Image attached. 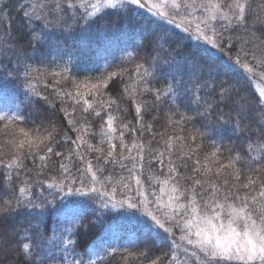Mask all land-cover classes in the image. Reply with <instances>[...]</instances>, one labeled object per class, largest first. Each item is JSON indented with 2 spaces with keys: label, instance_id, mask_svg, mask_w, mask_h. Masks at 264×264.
<instances>
[{
  "label": "snow or ice",
  "instance_id": "6c2138e0",
  "mask_svg": "<svg viewBox=\"0 0 264 264\" xmlns=\"http://www.w3.org/2000/svg\"><path fill=\"white\" fill-rule=\"evenodd\" d=\"M15 10L21 24L13 32L11 0H0V13L7 16H0V69L6 67L4 58L15 56L7 76L24 79V99L0 105V224L18 216L27 220L21 231L14 230L20 237L17 258L23 264H48L55 260L53 249H59L64 253L60 264H264V5L257 12L252 0H17ZM106 10L125 22L143 18L164 33L151 46L155 55L147 67L134 62L130 72L121 68L77 80L70 60L60 66L62 56L53 59V66L28 63L26 49L34 53L51 45L70 21L86 31L94 23L91 18L110 14ZM185 40L196 42V53L182 50ZM202 45L207 60H217H197ZM127 57L134 61L133 52ZM217 68L225 77L238 72L248 88L242 91L238 82L218 79ZM165 70L167 82L156 87L153 80ZM125 74L130 82L113 98L106 90ZM41 84L45 91L53 89L68 130L51 118L27 126L24 109L40 101L56 107ZM165 100L163 130L157 132L144 115ZM127 102L134 107L135 125L122 115ZM89 116L99 118L98 129ZM145 133L151 137L147 141ZM61 141L73 145L67 154L58 150ZM53 157L58 158V168L52 165L57 174L42 182L36 196L29 179L19 180L31 171L25 161L39 159L37 175H43ZM74 157L83 165L77 168L79 176L72 174ZM109 164L119 165L121 174H105ZM77 182L80 187L71 186ZM47 189L55 190L49 192L52 199L43 196ZM73 194L89 197L99 209L130 210L140 235H119L123 226L117 224V231L110 225L109 234L97 240L92 229L101 217L87 219L84 209L91 205L79 201L74 202L81 206L79 214L66 217L46 237L50 205ZM157 242H168V250L155 255Z\"/></svg>",
  "mask_w": 264,
  "mask_h": 264
},
{
  "label": "trees",
  "instance_id": "16d2710c",
  "mask_svg": "<svg viewBox=\"0 0 264 264\" xmlns=\"http://www.w3.org/2000/svg\"><path fill=\"white\" fill-rule=\"evenodd\" d=\"M19 2L27 4L28 0H19ZM261 5H264V0H252V9L255 11L260 12ZM11 7L13 9L11 13L12 30L15 32L21 24L20 15L15 10L17 7V0H11ZM106 11L110 14L91 18L94 23H92L86 31H81L78 24L70 21L71 27L63 33L57 32L52 37L51 45L46 44L40 51L34 53L31 52L30 49H26L31 55V59L28 63H30L33 68H43L45 65L53 66V59L62 56L63 60L59 61L60 66H63V61L70 60L69 67L71 68V75L77 80H85L86 78L94 80L109 72L119 71L121 68H127L130 72L134 67V62L144 63L145 67H147V61L150 59V55H155V53L151 52V46L155 43L157 35H164V33L157 29L156 24H152L149 27L143 18L137 17L132 21L125 22L123 18L118 17L116 14L112 13L111 10ZM0 16L7 19V16L3 13H0ZM145 17L148 20L153 19L146 13ZM81 23L83 22L81 21ZM166 27L174 32H179L181 36L186 35L185 33L180 32L179 29H175L172 25H166ZM195 44L196 42L194 40H185V46L182 50L185 53H188L189 49H191L192 53H196L197 49L195 48ZM172 46L175 47V43H173ZM204 47L206 46L202 45L200 53L196 55L195 58L197 60L203 58L207 63H212L213 60H217V57H213L212 60H207L203 54ZM128 52L134 53V61H129L127 57ZM192 53L189 54L191 55ZM15 60V56H12L10 59L4 58V64L6 67L0 69V105L18 103L19 100L24 99L23 76L21 75L15 80H11L7 76V72L15 67ZM219 63L223 64V61H219ZM217 72L219 73L218 79L228 78L236 81L239 83L242 91H245L248 88L244 77L238 72L230 73L228 77H225L222 68H217ZM166 75V70L162 74L158 73L157 78L153 80V84L156 87H163L167 82L165 79ZM129 82V76L127 74L122 77H117L110 82L106 91L113 98H119L120 93L123 92L125 85ZM38 87L44 92V94L49 96L50 100H55L54 92L51 87L46 91L42 84ZM245 94L249 96L258 95L255 91H246ZM145 98L150 102L152 101L151 96ZM55 103V109L50 108L43 101H40L32 109H24L23 114L28 118L27 126H31L32 120H35V123L39 124L42 118H51L56 121L62 131L68 130L67 120L64 117V114L59 110L60 102L55 100ZM167 104V100H165L164 103H156L151 107V110L144 115L145 122H153L154 130L157 132L163 130V117L164 113L167 111ZM122 106L127 108V111L122 113L124 119L126 121H132L133 125H135L134 107L130 102H127ZM45 109H47L46 114ZM73 115L77 114L74 113ZM153 117H159V119L153 121ZM89 120L92 121L95 129L99 128L101 122L99 118L89 116ZM68 135L75 138V133L70 130L68 131ZM150 138L151 137L148 133L144 134L145 141ZM97 139L92 140V143H96ZM224 143L227 144L229 142L225 140ZM233 143L235 142L233 141ZM153 146H156L155 142H153ZM71 147H73V145L70 143L61 141L58 150L67 154L68 149ZM237 147H241V151H243L241 145H237ZM89 158H91V156ZM57 160L58 158L53 157L52 161L48 162L49 168L45 170L44 174L37 175L41 162L39 159H36L35 163L32 158L27 159L25 164L27 169H31V171L21 173L19 180L29 179L32 184L33 194L39 196L42 191V182L57 174L56 170L52 167ZM78 167L83 168V165L74 157L71 169L74 176H79V173L77 172ZM56 168H58V163H56ZM121 171L119 165L113 166L109 164L105 174L112 173L114 175H119L121 174ZM181 171H183V169H181ZM0 174H3V169H0ZM71 186L80 187V184L77 182L75 185ZM43 188L46 189V184L43 185ZM53 191L55 190H44L43 196L52 199L53 197L49 196V192ZM119 198L120 195L118 193L117 199ZM79 201H86L91 205V207L84 209V214L87 219H95L97 215L101 217L100 222H98L92 229V234L96 235L97 240L104 238L109 234L110 225L112 231H117V224L123 226L117 233L119 235L127 233L133 238L140 235L138 226L131 218L130 210L119 207L99 209L98 204L90 200L89 197L73 194L65 196L62 200L57 197V203L55 205H50V207L53 208V211L50 215H46L45 217V222L50 229L45 233L46 237H52L58 226L67 222L65 219L66 217L71 219L74 214H79L81 206L78 203H74ZM93 208L97 209L95 214L92 212ZM26 226L27 220L24 216H18L8 222L0 224V264H23L22 258L18 259L16 255L15 245L20 237L14 234V230L19 232ZM91 247L92 245L90 244L89 249H91ZM141 247H143V244H141ZM167 250L168 242L163 244L157 242V246L153 251L155 255H160ZM53 255L55 256V260H49L48 264H60V258L64 253L59 249H53Z\"/></svg>",
  "mask_w": 264,
  "mask_h": 264
},
{
  "label": "rangeland",
  "instance_id": "374dc122",
  "mask_svg": "<svg viewBox=\"0 0 264 264\" xmlns=\"http://www.w3.org/2000/svg\"><path fill=\"white\" fill-rule=\"evenodd\" d=\"M203 46H206V45H203ZM207 47V46H206Z\"/></svg>",
  "mask_w": 264,
  "mask_h": 264
}]
</instances>
